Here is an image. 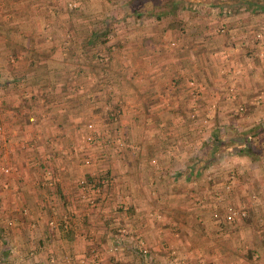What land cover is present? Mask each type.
<instances>
[{"label": "crops", "instance_id": "crops-1", "mask_svg": "<svg viewBox=\"0 0 264 264\" xmlns=\"http://www.w3.org/2000/svg\"><path fill=\"white\" fill-rule=\"evenodd\" d=\"M69 1L0 0V58L3 60L14 56L20 60L16 67L9 70L7 77L11 81L7 86L4 81L2 84L5 85V92L0 106V118L6 127L4 129L7 139L4 143L0 142V162L2 165L10 164L14 169L8 177L3 180L0 178V188L8 189L4 191L2 206L9 209L8 213L13 216L11 223L17 222L18 226L11 231L12 246L1 248L5 258L8 250L15 255L11 256V261L2 259L0 264H52L46 259L48 255H54L56 260L66 264H115L117 260L121 264H264V230L259 229L260 233L256 231V234L251 231L247 222H240V219L235 225H226L222 229L212 227L209 229L210 233L207 231V236L197 237L191 226L193 222L190 221L192 200L185 193H176L177 195H170L169 198L157 193L149 197L140 195L137 194L139 187L134 178L135 169L140 166L138 159L142 157L147 159L149 156L162 157V154H166L168 157L165 160L160 158V165L164 172L167 171L168 179L173 180L176 178L174 169L182 166L180 155L185 157V170L188 169L190 174L191 170L199 166L196 160L187 158H191V153L217 152L215 147L212 149V144L207 145L203 139L193 144L190 150L180 143L179 136L189 134L187 130L181 129L186 120L177 114L163 113L159 109L162 105L160 102L163 101L159 93L165 89L172 77L176 80L180 75L185 76L188 73L200 75L206 90L212 87L231 90L236 87L237 80L234 78L231 84L228 79L239 68V77L241 72H251L248 78L242 75V80L238 82L243 89L242 98L255 94L259 88L256 81L259 73L257 68L263 67L264 61L254 50L255 46H260L262 42L264 44V35L258 41L253 30L259 21L264 20V0L240 2L237 8L239 13L231 15V19L227 21L231 30L240 28L238 31L241 32L235 35L240 38L239 46H233L234 42L231 44L228 33H214L213 26L218 18L209 12L216 6L212 4L217 0H142L138 4L131 0L135 5L130 8V15H137L136 20L148 25L143 31L136 30L126 34L129 38L136 37L134 41L128 39L129 45L143 40H148V44L142 45L141 49L132 46L127 55L130 57L126 61H131L132 55H137V59L148 57L152 65L147 66L143 75L145 79H131V82L135 80L133 83L138 85L126 82L127 86H123L127 91L134 89L133 96L136 98L143 92L145 106V112L141 109L140 113L126 114L124 118L123 133L135 145L132 155H128L131 152L127 151V157L125 154H118L113 159L116 161L113 166L120 164L124 167L126 160L130 161L126 168L129 173L117 177H123L124 181H116L114 185L116 188L120 187V192L124 187L123 193L126 195L122 198L128 207L124 212L111 209L113 205L109 203L105 206L108 197L103 199L104 206L99 211L91 212L90 209L80 207L76 185L80 175V158L77 150H74L76 153L69 152V148L74 146H68L76 134L80 133V97L75 89L78 84L74 85L67 79L74 68H80V64L72 60V57L80 56V26L85 27L87 23L80 24L84 20H80V14L74 17L63 13L64 4ZM88 1L83 0V5L92 9L97 7L94 0H90V4H87ZM220 1L221 5H227L223 0ZM100 2H106L105 5L114 10L121 0ZM144 16L152 22L144 20ZM69 27L77 33L64 36L65 29ZM247 30L252 31L251 37ZM87 34L88 32L84 35ZM94 34L92 32L89 36ZM174 35L179 36L185 43L183 46L187 48L181 54L172 53L175 54L172 59L166 56L167 48L163 49L161 42ZM254 38L257 43H252ZM82 39L87 40L85 36ZM214 71L216 74L225 75L224 78H215ZM6 87L9 89L6 90ZM117 88L122 89V85L119 84ZM154 90L160 97L157 100L152 98L154 93H151ZM26 91H29L30 99L26 97ZM210 120L204 118V121ZM236 121L239 127L232 133L239 134L238 144L234 148H223L229 150L228 153L237 159L239 171L247 168L250 181H260L258 177L261 173L251 170L252 163L256 162L255 155L246 154L251 150L241 139L246 142L243 135L249 134L247 138L253 137L260 141L261 133H255L252 129L238 131L245 119L239 117ZM250 133H253L252 137ZM229 135L227 130L225 136ZM209 137L214 139L217 135L212 132ZM169 147L170 150L167 151ZM45 162L48 163L47 166ZM144 162L143 165L148 166L147 161ZM216 163H211L210 166L216 169ZM151 170L152 176L144 174L145 179L158 181L162 174ZM254 174L255 177H252ZM234 180L239 181L238 175ZM240 180L243 181V177ZM260 183L257 182L255 186ZM128 191L130 194H127ZM239 202H245V197H239ZM24 208L26 211L22 213L21 209ZM151 209L153 214H149ZM158 210L163 211V214L157 216ZM70 212L74 215L73 218H70ZM46 216L47 219L68 217L70 221L73 219L74 224L69 223L65 231L46 225L43 230L42 227H37L31 232H25L22 227L25 219L35 220L38 225L42 217ZM213 216H217V213H213ZM111 219L123 221L127 229V233L120 235L119 239L111 234L112 229L105 223ZM137 239L143 243L142 247ZM170 246L181 249L183 255L179 252L180 255L174 260L170 259L171 256L166 257L164 250Z\"/></svg>", "mask_w": 264, "mask_h": 264}, {"label": "rangeland", "instance_id": "rangeland-1", "mask_svg": "<svg viewBox=\"0 0 264 264\" xmlns=\"http://www.w3.org/2000/svg\"><path fill=\"white\" fill-rule=\"evenodd\" d=\"M94 1V4L97 5V7H94L95 9L83 5V0H70L69 2H73L74 4L68 5L67 2L64 4L63 8V13L65 15L76 17V14H80V20L84 19L80 24L87 23L85 27L80 26V56L72 57V60L80 64V68H76L77 70L74 68V71L69 74L67 79L74 85L78 84L75 86V89H77L76 91H78L80 97V133L76 134L68 146L72 144L74 147L69 148V152L73 151L76 153L74 150H77L80 158V161L78 160V164L80 162V175L76 181L83 178L88 182L94 183L97 187V192L94 194V199L91 202L78 197L80 199V207L90 209L91 212L99 211L104 206L103 199L108 197L105 201V206L109 203V205H113L111 209L124 212L128 209L127 205L125 206L124 203L125 199L122 198L126 195L123 193L124 187L122 188V192H120V187L116 188L114 185H116V181H124L123 177L122 179H118L117 177L129 173L126 168H128L130 161L126 160L124 167H122V165L120 166V164H118V166H113V163L116 162L113 159L115 155L118 154H125L127 157V151L131 152V154L128 155H132V149L135 145L134 142L127 139L125 133H123V125H125L124 118L126 114L140 113L141 109L145 112V106L142 99L143 92L139 93V98H136V96H133L134 89H130L129 93L123 86H127L126 82H129L131 85H138L133 82L142 79L145 70H147V66L152 65V61L150 60L149 62V59H147L148 57H140L137 59V55H132V60L126 61V58L130 57L127 55L132 46L135 49H141L142 45L148 44V40H143L142 42L135 41L133 45H129V40L132 39L134 41L136 37L132 35L134 38H129L126 37V34L130 32L134 33L136 30H139V32L140 30L143 31L144 27L148 24L136 20L137 15H130L129 10L135 5V3L132 4L131 0H121V3L118 4L120 7L118 5L115 6L114 10L106 6V2L102 3L100 0ZM107 1L111 3L110 0ZM217 1L212 4L216 5L217 8L215 6L209 12L210 14L213 13L217 15L216 18H218V22L213 26L214 33H228V36H231V38H229L231 44L234 42L235 45L233 46H239L240 42L238 40L240 38L235 37V35L241 32L238 31L240 28L234 29V31L231 30V27L228 28L229 25L227 21L231 19V15L238 12L237 8L240 6L239 3L244 0H223V3L227 5H221V1ZM90 3L92 2L89 0L87 4ZM79 11L80 13H77ZM227 16L229 17L226 18ZM145 17L147 16L143 17L144 20L150 23L152 22L149 21V18ZM87 19L88 22L86 21ZM104 28H107L108 31L103 42L88 41L90 33L94 32L97 34ZM220 28H222V30H219ZM247 31L248 36L251 37L252 31ZM253 31L254 35L257 31L264 35V20L259 21ZM87 32L88 34L84 35ZM74 33H77L75 29L69 27L65 29L64 36L65 34L72 35ZM84 36L87 39L85 41L82 39ZM179 36L181 37V33ZM179 36L177 37V35H174V37L172 36L165 42H161L163 43V49L167 48L165 52L168 58L175 57V54L172 53L176 52L181 54L186 51L184 48L187 47L183 46L185 43L183 40L179 39ZM254 40L255 41L252 43H257L260 39L257 41L256 38H254ZM155 44H157V41H155ZM255 48L254 52L256 55L264 61L263 42L260 46H255ZM19 61L20 60L14 56H8L6 59H1L0 61V106L5 92L4 86H7V83L11 81V79L7 77L8 73H10L9 70L16 67ZM238 66L239 64L235 69ZM257 72L259 73L257 74L258 76H256V81L258 82L259 88L256 90L255 94L253 93L246 96L245 99L242 98L243 89L240 87L241 83L239 84L238 82L242 80V75H246L247 77L248 74L251 73L248 70L246 73L241 72L240 77V71L233 72L234 74H232L233 76L230 78V75L228 76V81L231 82V84L234 82V78L237 80V85H235L236 87L234 89H236L238 93L235 95H233L234 89L224 90L212 87L206 90V88L204 89L203 87V83H201V76L190 73L185 76L180 75L176 80L172 77L169 84L164 87L165 89L161 90L159 93L162 98L155 94L157 93L156 90L151 93H154L152 98H156V100L159 98L163 99V101L160 102L162 105L159 107L163 113H173L185 118L186 121L183 122V127H181V129L182 131L187 130L189 134H183L184 136L181 135L182 137L178 135L180 137L178 138L180 143H182L187 150H190L189 148H192L193 144H197L202 139L207 145L210 146L212 144L211 147L213 150L214 147L215 150H217V152L215 151L213 154L204 152L198 154L191 153V158L189 156L187 158L190 160L192 159V161L196 160L195 162L199 166H197V169L191 170L190 174L188 173V169L185 170V168H187L185 165L187 162L183 161L184 156L180 155V158H182V166H179L178 169H174L176 178L173 180L172 178L168 179L169 176L167 171L164 172L160 165V158L163 157L165 160L166 157H168L166 154H162V157L153 155L147 157V159L144 157L139 158L138 162L140 161V166L135 169L136 173L134 178L137 181V187H139L137 194L149 197L155 196L157 193V195L169 198L170 195L185 193V196L192 200L190 211L192 219H190V221L191 223L193 222L191 226H193L194 231H196L195 235H197V237L203 238L205 235L207 236V234L210 233L209 229L212 227H219L222 229L226 225H235L240 219V222H247L251 231H255L256 234V231L259 232V229L264 230V202H262L264 199V66L258 67ZM229 73H231V71H229ZM169 75L171 77V74ZM218 76L222 79L225 75L216 74L215 78ZM132 78L135 80L131 82ZM145 78L144 76L143 79ZM190 80L195 84L200 83V85L197 84L196 88H193L192 84H190ZM3 81L5 85H2ZM123 82H125V84ZM119 84L122 85V89L117 88ZM8 89L9 88L6 87V90ZM28 92L29 91H26V97L28 96L30 99L31 97ZM239 117H242L245 121H242L243 124L241 122V129L239 128L238 131L252 129L255 133H261L260 136L262 139L260 141L252 137L253 133H250V137L252 138H247L249 134L243 135L246 137V142L241 139V142L243 141L244 144L248 145L247 148L251 150L249 153L246 152V154L255 155L256 162L252 163L251 170L254 169L257 174L261 173L259 177L256 176L260 181H250L248 179L250 174L247 173V168L239 171V166L236 164L237 159L233 158V155L228 153L229 150L227 151L226 148H223L224 146L229 147V149L232 147L234 148V146L238 144L239 134H233L232 132L237 131L236 128L239 127L236 121V118ZM204 118L211 120L204 121ZM246 119H248V121ZM214 120L217 121L214 123ZM239 121H241V119ZM88 123L92 124L91 131L94 135L90 140L85 138V135L88 133ZM3 124L0 118V125L6 128ZM227 130L230 133L229 136H225ZM212 132L217 135L214 139L212 137L208 138V135H210V133L212 135ZM116 137H118L119 140H116ZM1 141L0 137V142ZM169 150L170 147L167 148V151ZM260 157L262 159H260ZM85 159H88L87 163L84 162ZM145 160L148 166L143 165L145 164ZM214 162L218 163V168L216 169L210 166V164ZM47 164L48 163L45 162V166H47ZM137 165L139 164H136V166ZM1 166L2 163L0 162V178L3 180V178H6V176L8 177L14 169L11 167L8 172H4ZM45 166L43 167L44 171L46 170ZM148 168L153 169L155 172H159L162 174V177H160L158 181L145 179L144 174L150 175L151 177L153 173V171ZM164 170L166 169L164 168ZM237 175L239 181L234 180ZM240 177H243V181L240 180ZM252 177H255V174ZM216 178H219V180ZM257 182L261 183L255 186ZM5 187L8 188L7 185ZM115 188L117 191H115ZM4 191H8V189L3 190L0 188V261H2V259L3 261H6V259L7 261H11V256L14 254L13 251L8 250L7 257L5 258L1 253L3 250H1V248L8 245L12 246L11 231L13 232L14 228L18 226V223H11V220H13L12 214L8 213L9 209L2 206V200L5 196ZM8 193L10 194L12 192ZM127 194H130V191H128ZM239 197H245V202H239ZM5 198L4 201H6ZM6 203L7 202H5V204ZM229 206L245 211L244 215L232 221H225L224 214ZM7 207H9V205ZM24 209L26 211V208ZM64 210L66 211L65 207ZM152 211V209L149 210V214H153L154 211ZM257 211L259 214H257ZM21 212L24 213V210L21 209ZM156 213L160 216L163 214V211L158 210ZM213 213H217V216H213ZM70 215V218L74 217L72 213ZM211 216L213 218H211ZM47 217L48 216L42 217L38 225L35 220L27 219V221L25 219V222H22V227L27 233L33 231V228L37 227H42L41 229L43 230L46 225L47 227L49 226V218L47 219ZM65 218L68 220L69 227V223H73V219L70 221V218ZM216 218L217 221H215ZM54 220L57 222L56 227L59 228L58 230L62 229L61 222L63 219L56 218ZM105 223L112 229L111 234L114 233L115 228L118 226H123L125 229L121 236L127 233L123 221L119 219H111ZM205 227H207V229H204ZM254 228L256 229L254 230ZM62 230L65 231L66 229ZM118 237H120V235L117 236V238ZM210 238L213 237L211 236ZM137 243L140 244V246L143 244H141L138 239ZM113 245H115V243H113ZM179 252L181 253L182 250L170 246L164 250L163 254L168 258L171 256L170 259L174 260L180 255ZM182 255L181 257H183ZM50 256L56 258L54 255ZM50 256L48 255L46 259H49ZM117 261H115V264H121Z\"/></svg>", "mask_w": 264, "mask_h": 264}, {"label": "built area", "instance_id": "built-area-1", "mask_svg": "<svg viewBox=\"0 0 264 264\" xmlns=\"http://www.w3.org/2000/svg\"><path fill=\"white\" fill-rule=\"evenodd\" d=\"M71 4H74L73 2L70 3L68 2V5H71ZM219 30H222V28H220ZM262 36L261 32H256V37H258V39H260V37ZM240 69L237 68L236 69V72H239ZM190 84H192L193 88H196L197 84H195L192 80H190ZM234 89V88H232ZM233 91V90H232ZM237 90L234 89L233 91V95L237 94ZM87 127H88V133L85 135V138L90 140L92 137H94L93 135V132L91 131V128H92V124L88 123L87 124ZM0 137H1V140L2 142H6V132L3 128L2 125H0ZM116 140H119L118 137H116ZM85 163L88 162V159H85L84 160ZM12 166L11 165H8V164H4L1 166V169L4 171V172H8L10 170ZM77 185H78V194L81 198H84L88 201H92L94 199V194L97 192V187L95 186L94 183H91V182H88L86 181L85 179L83 178H80L78 181H77ZM24 212H25V209H23ZM245 211L241 210V209H238V208H233L231 206H229L226 210V213L224 214V220L225 221H232L242 215H244ZM159 216V215H157ZM48 225L50 228L52 227H56L57 225V222L54 220V218H49L48 219ZM61 228L62 229H67L68 228V220L66 218H64L61 222ZM125 231L124 227L123 226H118L115 228V231L113 233L114 236H119L121 235L123 232ZM115 248V247H114ZM48 262H51V263H54V264H66L62 261H56L54 257H50L49 258V261ZM80 264V263H78Z\"/></svg>", "mask_w": 264, "mask_h": 264}, {"label": "trees", "instance_id": "trees-1", "mask_svg": "<svg viewBox=\"0 0 264 264\" xmlns=\"http://www.w3.org/2000/svg\"><path fill=\"white\" fill-rule=\"evenodd\" d=\"M137 2H142V0H136ZM108 29L104 28L103 30L99 31L97 34L90 35L88 38L89 42H103L105 40L106 34H107Z\"/></svg>", "mask_w": 264, "mask_h": 264}]
</instances>
